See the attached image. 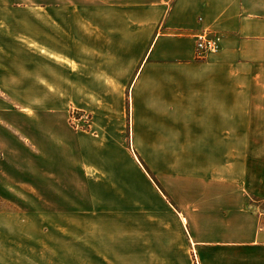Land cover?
I'll return each instance as SVG.
<instances>
[{"label": "crops", "instance_id": "crops-1", "mask_svg": "<svg viewBox=\"0 0 264 264\" xmlns=\"http://www.w3.org/2000/svg\"><path fill=\"white\" fill-rule=\"evenodd\" d=\"M38 2L18 36L0 24V189L61 237L112 199L153 214L147 264H264V0ZM205 31L223 45L199 60Z\"/></svg>", "mask_w": 264, "mask_h": 264}, {"label": "rangeland", "instance_id": "rangeland-1", "mask_svg": "<svg viewBox=\"0 0 264 264\" xmlns=\"http://www.w3.org/2000/svg\"><path fill=\"white\" fill-rule=\"evenodd\" d=\"M7 1L4 5L8 8L7 13H0V24L11 25V34L18 36L19 30L14 29L19 27L15 24L34 23L38 1L46 0H12L10 4V0ZM56 1L61 8H77L87 13V0ZM62 16L67 18L66 13ZM85 20L86 14L77 15V22ZM79 98L84 104L81 107H86L87 95ZM75 106L79 108L76 103ZM84 113L87 114L86 111ZM85 125L87 131V123ZM21 198L22 192L18 190L0 189V264H147L148 238H153L156 231L150 225L153 214H121L112 199V207L107 212H87L85 240L77 231L71 232L75 237H61L57 226L62 224L54 222L52 217L44 219L40 214L45 212L50 215L52 209L34 203L31 206L33 197H28V202H23L24 206H21ZM151 198L162 216H173L174 213L160 203L158 196ZM84 247H87L85 254Z\"/></svg>", "mask_w": 264, "mask_h": 264}, {"label": "built area", "instance_id": "built-area-1", "mask_svg": "<svg viewBox=\"0 0 264 264\" xmlns=\"http://www.w3.org/2000/svg\"><path fill=\"white\" fill-rule=\"evenodd\" d=\"M223 38L211 31H205L196 36V56L199 60H205L208 56L217 54L221 51ZM91 117L79 110L72 109L70 113L71 125L76 130L85 131L84 127L89 128ZM264 203V202H263Z\"/></svg>", "mask_w": 264, "mask_h": 264}, {"label": "trees", "instance_id": "trees-1", "mask_svg": "<svg viewBox=\"0 0 264 264\" xmlns=\"http://www.w3.org/2000/svg\"><path fill=\"white\" fill-rule=\"evenodd\" d=\"M142 164L144 165L145 169L147 170V172L149 173L150 177L153 179V181L155 182V184L157 185V187L166 195L164 189L161 187V184L157 181V179L155 178V176L153 175V173L148 170V168L145 166V164L143 162H142Z\"/></svg>", "mask_w": 264, "mask_h": 264}]
</instances>
